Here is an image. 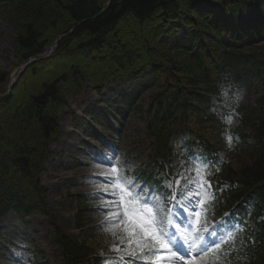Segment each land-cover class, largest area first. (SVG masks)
I'll return each instance as SVG.
<instances>
[{"label":"trees","instance_id":"1","mask_svg":"<svg viewBox=\"0 0 264 264\" xmlns=\"http://www.w3.org/2000/svg\"><path fill=\"white\" fill-rule=\"evenodd\" d=\"M109 1L0 0V13L17 34L14 50L22 63L45 54L62 36L50 58L27 69L38 78V89H22L18 100V83L0 98V219L9 209L22 215L47 212L39 174L50 156L49 143L60 131L58 115L68 107V97H81L89 82L100 89L108 82L149 77L158 89L149 103L153 164L169 172L174 160L170 141L186 137L191 150L219 169H209L207 177L215 185L216 213L232 208L244 214L242 231L215 264H264V56L250 54L253 40L245 37L263 29L264 21L255 20L244 37H237L229 22L242 4L264 0H112L102 13ZM206 2L220 4V19H209ZM174 38L184 39L168 48ZM51 64L62 67L47 79L42 75ZM250 65L262 93L253 106H243L232 93L224 95L221 84L230 85L224 75ZM8 80L0 73V95ZM231 113L240 117L236 128L225 119ZM193 175H198L196 169ZM56 235L61 264L95 262L89 261L94 253L84 239L61 231Z\"/></svg>","mask_w":264,"mask_h":264},{"label":"rangeland","instance_id":"2","mask_svg":"<svg viewBox=\"0 0 264 264\" xmlns=\"http://www.w3.org/2000/svg\"><path fill=\"white\" fill-rule=\"evenodd\" d=\"M206 8L211 12L209 19L216 21L221 18L220 5L206 4ZM255 20L264 21V2L255 5L242 4L237 10L235 20L230 19L229 22L237 37H244V30L249 33L250 28L254 27ZM7 21L9 18L2 11L0 13V73L9 75L8 82H10L24 63L15 54L14 42L17 34ZM250 33L245 37L253 40V44L248 46L247 51L257 59L262 58L264 25L257 33ZM61 38L62 36L57 41ZM183 39L174 38L166 46L169 48L171 43L175 46ZM60 67L62 66L51 64L45 68L42 76L46 75L49 79L53 73H59ZM27 69L22 76L21 74L15 76L16 84H21V88L16 92L18 100L23 97L22 89L31 93L39 87L38 78L30 76L31 71ZM253 70H255L254 66L250 65L236 71L237 74L224 75L223 80L231 85L226 86V82H223L222 87H226L224 93L233 91V96L241 103L253 105L262 92L259 78L252 72ZM24 74L27 77L22 79ZM146 86H149V90L137 97L136 90H143ZM152 86L153 82L149 77L134 80V85L132 84L131 87L128 80L109 83L104 89H97L95 84L89 82L80 98H67L68 107L59 112L60 134L51 144L52 155L46 163V171L40 174L41 185L46 189L47 212L44 214L38 212L27 219L9 213L0 222V264H59L61 248L53 234L55 227L66 234L87 241L93 250V258H98L96 262L90 264H103L107 258L117 255H124L125 260L131 258L123 252L109 250L113 245L124 248L120 243V237L123 235L121 229H116L115 236L109 232L98 231L100 226L107 222L103 213L109 210L108 204L113 199L108 195L111 189L105 183L106 177L110 174L109 168L106 162L99 161H104L106 156L111 157L115 154L119 157L117 167L120 164L128 165L120 172L121 176L131 174L133 178H141L144 174H149L160 184L165 180H175L181 170L184 171L179 184H183L185 178L191 177L190 167L182 161L183 141L178 139L171 141L176 154L175 163L172 165L175 168L174 177L168 179V175L163 174L152 163V139L148 132L152 118L148 113V106L152 95L158 91ZM5 89H8V85ZM134 93L136 100L134 98L135 101L130 102L129 98ZM179 115L180 113L177 112L176 117ZM231 116V123H227L235 128L239 124V117L234 114ZM98 166L107 170L99 172ZM144 181H148V178L144 177L142 182ZM152 184L156 183H151L149 187ZM207 191L213 197L212 190L207 189ZM190 196L192 204L188 205L186 210L174 208V216L188 225L189 229L182 234L187 239L191 235L190 227L191 229L195 227L202 236L200 242H195L193 238L188 239V243L192 244L193 248L190 257L184 259L183 264L215 263L220 253L215 247L203 257L196 258V249L208 239V233L217 227L212 222L213 216L206 211L212 199L198 203L202 200V194H197L194 185ZM188 198L187 196L184 198L185 203ZM163 205L164 203L160 208ZM130 208L138 209L139 202ZM159 211L160 209H154L157 215ZM183 215L185 220H182ZM80 220L83 227L79 230ZM172 226L178 230L183 229L178 221L175 224L173 222Z\"/></svg>","mask_w":264,"mask_h":264},{"label":"snow or ice","instance_id":"3","mask_svg":"<svg viewBox=\"0 0 264 264\" xmlns=\"http://www.w3.org/2000/svg\"><path fill=\"white\" fill-rule=\"evenodd\" d=\"M225 119L231 123V114ZM226 140L231 146L233 137L229 135ZM118 160L119 157L114 154L111 157L106 156L104 161H99L106 162L109 168L110 174L105 183L111 189L108 195L113 199L108 204L109 210L103 213L107 222L101 225L98 231L109 232L115 236L116 229H121L123 235L120 237V243L124 248L113 245L109 250L123 252L131 259L125 260L124 255H117L107 258L103 264H183V260L190 257L193 245L188 243L187 237L176 227L171 226L169 217L165 215L166 209L160 208V205L167 202L176 209L186 210L188 205L192 204L190 193L193 191V185L197 194H202V200L198 203L214 199L207 191L212 187L207 177L212 175L209 169H219L206 158L196 155L190 157L191 168L198 172L195 180L185 178L184 183L179 184L184 171L181 170L175 180H165L161 185L152 184L149 187L151 181L142 182V178H133L131 174L121 176L120 172L128 165L120 164L117 167ZM186 196L189 197L187 203L184 200ZM136 202H139V208H130ZM154 209H160L159 217ZM230 223V220L222 221L208 233V239L196 249V258H201L213 247L226 243L230 236L234 238L236 231H242L239 222L226 229L225 225ZM195 239L199 240L201 237ZM145 249L148 250L147 253ZM216 259L218 261L219 257Z\"/></svg>","mask_w":264,"mask_h":264},{"label":"water","instance_id":"4","mask_svg":"<svg viewBox=\"0 0 264 264\" xmlns=\"http://www.w3.org/2000/svg\"><path fill=\"white\" fill-rule=\"evenodd\" d=\"M111 1H112V0H110V1L106 4V6H105L104 10L102 11V13H104V12L107 10V8L110 6ZM59 41H60V40H59ZM59 41H57L56 44H55V46L49 51V54H51V53L54 52V50H55V48L57 47ZM38 58H39V57H35V58H32V59L28 60V61H27V62H26V63H25L20 69H19V72H20V71L22 72L27 66H29L30 64H32L33 62H35L36 60H38ZM13 87H14V84H10V85H9L8 92H7L6 94L0 96V98H2V97H4V96H8V95L12 92Z\"/></svg>","mask_w":264,"mask_h":264},{"label":"bare ground","instance_id":"5","mask_svg":"<svg viewBox=\"0 0 264 264\" xmlns=\"http://www.w3.org/2000/svg\"><path fill=\"white\" fill-rule=\"evenodd\" d=\"M25 64V63H24ZM20 73H21V71L19 72V69L17 70V72L15 73V76H17V75H20ZM23 74V73H22ZM22 74L20 75V76H22ZM15 76H14V78L12 79V81H10L9 82V84L8 85H10V84H14L15 85ZM98 171L99 172H104L105 170H107L105 167H102V166H98ZM2 227V226H1Z\"/></svg>","mask_w":264,"mask_h":264}]
</instances>
